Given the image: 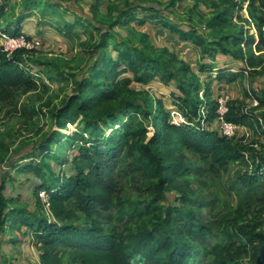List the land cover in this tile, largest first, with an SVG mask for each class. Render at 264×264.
Instances as JSON below:
<instances>
[{"label":"trees","instance_id":"16d2710c","mask_svg":"<svg viewBox=\"0 0 264 264\" xmlns=\"http://www.w3.org/2000/svg\"><path fill=\"white\" fill-rule=\"evenodd\" d=\"M22 1L23 11L12 20L7 17L10 0H0V31L24 34L22 22L38 10L50 15L44 17L50 22L58 15L63 24L56 27L64 36L82 30L79 47L87 61L81 75H70L73 89L58 105L47 96L37 108V119H50L54 128L43 132L37 127L31 152L9 166L31 175L35 203L51 219L7 196L3 174L0 233L17 234L12 242L30 235L40 264H264V88L251 106L227 100L220 116L209 82L203 84L188 63L128 26L152 22L190 42L201 58L209 59L199 72L215 71L220 82L264 77V0H190L188 12L196 23L188 29L173 23L158 0H124L104 14L98 10L100 0H94L91 18L70 9L72 21L63 17L67 7L56 0L43 6L41 0ZM175 1L169 0L170 5ZM118 27L128 28L135 39L121 36ZM31 51L0 47V100L12 106L39 87ZM218 54L241 66L216 68ZM156 79L174 84L173 103L184 122L172 121L165 102L149 89L132 86ZM215 119L248 129L252 138L224 135L210 126ZM6 148L0 139V164L6 162ZM236 163L247 165L234 171L245 192H236L241 199L230 215L231 229L223 224L217 232L202 213L212 200L201 177L228 173ZM168 194L176 202L164 203ZM253 199L259 208L248 216Z\"/></svg>","mask_w":264,"mask_h":264},{"label":"rangeland","instance_id":"374dc122","mask_svg":"<svg viewBox=\"0 0 264 264\" xmlns=\"http://www.w3.org/2000/svg\"><path fill=\"white\" fill-rule=\"evenodd\" d=\"M56 1L67 7L66 10H62L63 17L67 20L72 21L75 18L74 15H71V10L77 11L83 18L92 17L90 9L91 5L95 2L94 0ZM131 1L134 4H138L142 0ZM45 2L46 0H41L39 5L43 6ZM123 2L124 0H100L98 10L104 14L107 12L109 6L114 4L120 5ZM158 2L170 14L171 21L179 24L182 28L188 29L189 24L196 23V18H191L188 12V8L193 4L192 1L177 0L173 5H170L169 0H158ZM10 4L11 7L7 12V17L13 20L19 12L23 11V1L10 0ZM199 8L207 12L204 5L201 4ZM137 15L142 16L143 13L138 11ZM48 16L51 18L48 14L42 16V13L38 10L22 22L23 26L27 25L32 30L31 32L25 30L24 35H27L30 41V50L33 51L28 52V55L36 60L37 63L34 62V68L39 72L41 80L36 91H30L18 97L16 106L10 105L5 100H0V139L7 145L6 150L3 152L6 162L0 164V176L4 174L7 178L8 184L4 191L7 196L13 195L16 198L18 197L21 205L26 206L29 210L37 209L44 212V215L51 219V216L45 213V207L39 208L35 203V195L31 189V175L19 170L12 171L11 167H9L23 155L31 152L34 142L38 139L35 131L37 127H42L43 132H50L54 128L50 119H37V114L41 113L37 108L47 96H51L54 105H58L73 89L70 75H81L83 73V64L87 61V55L79 47V42L84 39L82 30L80 28L74 30L71 37L68 38L59 32L58 27H56V25L62 27L63 22L60 17L57 15V18H52L53 20L50 22L48 18H44ZM128 26L135 32L146 33L148 41L154 46L164 47L174 53L178 59L188 63L197 72L203 84L209 82L212 100L221 99L226 102L229 99H238L243 100L251 106L253 105L255 93L258 94L264 88L263 76L238 78L236 81L229 83L216 80L214 78L215 71H212L211 74L199 72L200 64L209 62V59L201 58L197 47L190 42L180 40L177 35L170 33L159 24L132 22ZM12 29V26H8L7 30L10 32ZM118 29L120 28L118 27ZM251 31L253 32L254 30L251 29ZM120 33L125 38L135 39L133 38V33L128 28L120 29ZM134 42L136 43V41ZM213 62L216 68L231 66L230 68L237 70L241 66L240 61H234L228 56L220 54L216 56ZM60 74L63 75V78L69 77V79H60ZM132 86L135 89H149L154 96L161 98L165 102L166 107L171 111L172 121L176 123L185 121L173 103V96L171 95V92L175 90L173 83L164 85L156 79L143 86L134 82ZM200 95H202V91H200ZM23 109L25 112H23ZM219 121V119H215L210 126L212 128L219 127ZM67 127L70 130L75 129V125L70 123H67ZM148 132L149 135L152 133L151 126L148 128ZM243 135L252 138L251 132L244 127L236 128L230 137L238 139ZM261 140L264 143V137ZM67 153L70 155L72 151L68 150ZM237 168L243 171L247 168V165H241L240 163L232 164L228 173H221L220 175L206 173L201 177L204 191L208 194V198L212 200L210 207L203 208L202 213L206 220L212 222L217 232L220 231L223 224H226L231 229L233 220L230 215L239 205L241 199L236 192L241 194L245 192L242 187L238 188L239 183L235 181L236 175H234V171ZM262 191L264 193V186L262 187ZM42 196V193H40V198ZM45 199H47V196H45ZM258 201L257 199L250 201L251 204L247 207L248 216L255 215V211L259 208ZM174 202H176L174 195L168 194V198L164 203L169 204ZM12 236L17 237V234L9 232L8 229L0 233V264H8L9 260L7 258H4L3 261L2 259L6 255L10 256L8 254L9 247L5 244L10 243ZM16 258L18 259V256L12 257V260ZM20 260H24L23 257Z\"/></svg>","mask_w":264,"mask_h":264},{"label":"built area","instance_id":"2783aa9c","mask_svg":"<svg viewBox=\"0 0 264 264\" xmlns=\"http://www.w3.org/2000/svg\"><path fill=\"white\" fill-rule=\"evenodd\" d=\"M30 41L24 34H20L18 36H10L6 32L0 31V47L3 48V50L11 52L12 50L16 48H25V49H31L30 48ZM218 108L217 111L221 115L225 113L227 110L226 108V102L224 100L218 99ZM253 104H256V100H253ZM238 128L237 126L231 124V123H226L222 119H220L219 122V129L220 131L226 135V136H231L234 132V130ZM41 199L46 201L45 199V194L42 193Z\"/></svg>","mask_w":264,"mask_h":264},{"label":"crops","instance_id":"0c3cea01","mask_svg":"<svg viewBox=\"0 0 264 264\" xmlns=\"http://www.w3.org/2000/svg\"><path fill=\"white\" fill-rule=\"evenodd\" d=\"M25 30H28V32H31L29 26L25 25L23 26ZM237 61V60H234ZM26 237V238H25ZM25 237H22L17 242H12V238H16L15 236H12L10 243L5 244L8 245V255L4 256V258H7L8 264H40L39 262V251L37 247L34 245V243L31 240L30 235H26ZM18 256V259H13L12 257ZM23 257L24 260H20V258ZM11 259V260H10Z\"/></svg>","mask_w":264,"mask_h":264},{"label":"water","instance_id":"95a60500","mask_svg":"<svg viewBox=\"0 0 264 264\" xmlns=\"http://www.w3.org/2000/svg\"><path fill=\"white\" fill-rule=\"evenodd\" d=\"M143 86V85H142Z\"/></svg>","mask_w":264,"mask_h":264}]
</instances>
